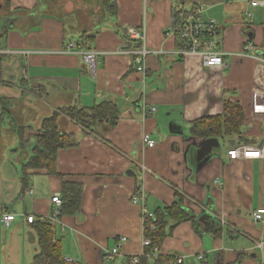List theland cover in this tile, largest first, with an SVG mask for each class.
<instances>
[{"label":"crops","instance_id":"crops-1","mask_svg":"<svg viewBox=\"0 0 264 264\" xmlns=\"http://www.w3.org/2000/svg\"><path fill=\"white\" fill-rule=\"evenodd\" d=\"M100 1L0 0V218L17 216L10 227L0 225V264L34 262L37 227L26 218L50 221L52 198L61 196L62 179L45 170L30 172L22 192L36 135L54 112L75 144L58 151L57 172L84 186L80 211L54 223L63 257L128 264L147 252L143 238H151L142 204L132 203L139 192L154 218L158 208L179 200L194 218L177 226L168 219L159 257L183 255V264H264V223L252 219L264 208V8L250 9L245 0H114L117 14L111 16ZM201 6L204 19L221 27L226 69H203L197 58H183L178 39L169 35L177 13ZM144 23L150 51L145 76L124 49L123 32ZM72 43L101 53L95 73L81 55L68 53ZM246 45L253 47L248 53ZM225 100L242 104L247 141L194 138L192 124L222 115ZM104 101L116 104L120 115L94 131L62 113ZM145 135L156 146L147 148ZM67 239L75 256L65 252ZM116 247L120 255L106 261L105 250Z\"/></svg>","mask_w":264,"mask_h":264},{"label":"trees","instance_id":"trees-1","mask_svg":"<svg viewBox=\"0 0 264 264\" xmlns=\"http://www.w3.org/2000/svg\"><path fill=\"white\" fill-rule=\"evenodd\" d=\"M113 0H103L104 10L111 16L117 14V7ZM179 13L176 14V17ZM176 18V19H177ZM86 37V36H85ZM83 37V38H85ZM73 122L78 123L86 130L94 131V127L102 122L110 120L115 123L120 115L116 104L104 101L99 105L87 108H68L62 111ZM60 115L54 112L42 122L36 135V143L32 147L33 157L25 166L23 189L27 188L30 172L45 170L51 176L62 179L61 186V216H72L80 211L84 186L78 182H66L57 172L58 151L69 149L75 146L72 142V134L65 133L59 129L58 122ZM246 124V117L242 104L239 101H224L223 113L216 117H207L195 121L192 124L191 135L197 139L207 138H228L237 137L241 142L247 141L244 137L243 128ZM24 129L19 130V136L23 142V147H27L24 142ZM180 200L170 207H161L155 211V218L152 219L156 229L148 231L147 237L152 240V245L147 252H152L153 248L161 249L164 239L167 236L168 219H173L175 225L193 220V216L188 213ZM38 237V253L32 264H65L63 261L61 241L56 236L55 226L50 221L35 222ZM174 228L171 227V229ZM218 231L215 232L217 234ZM220 233V231H219ZM219 233L217 235H219ZM159 264H172L174 261L170 257H159ZM140 264H149L146 258H142ZM128 264H131L130 260Z\"/></svg>","mask_w":264,"mask_h":264},{"label":"built area","instance_id":"built-area-1","mask_svg":"<svg viewBox=\"0 0 264 264\" xmlns=\"http://www.w3.org/2000/svg\"><path fill=\"white\" fill-rule=\"evenodd\" d=\"M114 1V0H113ZM150 0H145L149 2ZM180 2L181 0H176ZM250 9L264 8V0H245ZM204 8L201 6L189 13H179L180 19L175 23V26L170 31L169 35L175 36L181 44L179 54L183 58L195 57L199 60L200 65L203 69L210 70H223L229 67L228 54H225L221 49L222 39H221V27L217 20L210 19L206 20L203 17ZM248 18H253V13L250 10L245 12ZM124 34L127 36V45L125 44L124 49L127 50L128 55L134 56V64L138 73L143 76L146 75V59L150 55V51L147 47V29L146 24L140 29L132 26H126L123 29ZM133 45L134 49L129 50L128 46ZM253 47L251 45H246L244 48L245 52H249ZM68 53L81 55L84 63L89 68V72L95 73L96 65L101 53L98 51L88 50L84 51L80 44L72 43L69 44L67 48ZM1 53V52H0ZM260 59V58H259ZM264 62V60L260 59ZM155 111V109H153ZM143 144L147 148H153L156 146V142L153 141L150 136L145 135L142 140ZM215 185L221 187L223 184L220 178H216ZM52 204L56 206L52 216L50 218L51 223H58L61 217V196L60 194H55L52 198ZM132 203L134 205L142 204L141 217L143 221L144 232L153 231L156 229L155 224L151 222L154 218V214L148 212L143 204V197L139 192L133 195ZM24 217V216H23ZM17 216L14 214H3L0 218V225L5 228L10 227V225L16 221ZM253 222L256 224L264 223V208H260L252 214ZM26 222L28 224H34L36 218L34 216H27ZM122 243L127 242V238L121 239ZM143 246L147 249L152 245V241L145 237L143 238ZM263 244H260V247ZM106 261H112L115 257L120 255V247L113 248L112 250H105ZM159 250L154 249L152 253L142 252L138 256L131 257V264H139L142 258L149 260V264H159ZM173 259L172 264H183L186 259L183 255H174L170 257ZM198 261H203L204 256L201 254L197 257ZM63 261L65 264H80L76 258L64 256Z\"/></svg>","mask_w":264,"mask_h":264},{"label":"rangeland","instance_id":"rangeland-1","mask_svg":"<svg viewBox=\"0 0 264 264\" xmlns=\"http://www.w3.org/2000/svg\"><path fill=\"white\" fill-rule=\"evenodd\" d=\"M53 0H49V4H52L53 2H52ZM57 1V0H56ZM88 1H90V2H92L93 4H94V2H101L100 0H88ZM52 2V3H51ZM48 3V2H47ZM67 20H68V18H67ZM0 26H2V22H0ZM65 252L67 253V254H71V255H76V250H75V247H74V245L72 244V242H71V240L70 239H67L66 240V244H65ZM82 264L84 263V264H87L88 262L84 259V258H82ZM106 264H111V263H108V262H105ZM99 264V263H98ZM201 264V263H200Z\"/></svg>","mask_w":264,"mask_h":264}]
</instances>
